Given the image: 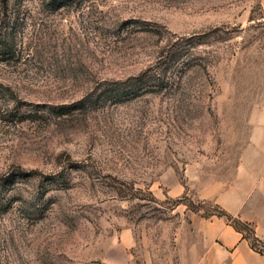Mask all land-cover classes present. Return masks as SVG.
I'll return each instance as SVG.
<instances>
[{"label": "rangeland", "instance_id": "rangeland-1", "mask_svg": "<svg viewBox=\"0 0 264 264\" xmlns=\"http://www.w3.org/2000/svg\"><path fill=\"white\" fill-rule=\"evenodd\" d=\"M247 150L264 0H0V264L187 259Z\"/></svg>", "mask_w": 264, "mask_h": 264}, {"label": "crops", "instance_id": "crops-1", "mask_svg": "<svg viewBox=\"0 0 264 264\" xmlns=\"http://www.w3.org/2000/svg\"><path fill=\"white\" fill-rule=\"evenodd\" d=\"M232 183L215 194V200L231 215L255 221L264 215V150H247ZM245 153H243V156ZM259 238H263L256 232ZM190 257L176 264H264V254L250 246L227 219L222 216L199 217L193 221Z\"/></svg>", "mask_w": 264, "mask_h": 264}, {"label": "trees", "instance_id": "trees-1", "mask_svg": "<svg viewBox=\"0 0 264 264\" xmlns=\"http://www.w3.org/2000/svg\"><path fill=\"white\" fill-rule=\"evenodd\" d=\"M216 207L219 209L217 211V215H225L226 218L233 224V226L237 230L241 231L242 236L249 241L250 246L253 249H255L256 251L264 254V250L258 248V243L264 244V240H262L261 238H259L255 234L254 228H248L249 225H250V222L242 220L243 226H239L238 223H237L238 221H241L239 218H236V220H234L233 218H235V217L233 215H231L229 212H227L225 209H223L221 206H219V204H217V203H216ZM249 233L252 234V237H253L252 239L250 238Z\"/></svg>", "mask_w": 264, "mask_h": 264}]
</instances>
